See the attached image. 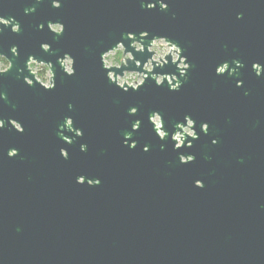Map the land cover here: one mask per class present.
<instances>
[{
    "label": "water",
    "instance_id": "water-1",
    "mask_svg": "<svg viewBox=\"0 0 264 264\" xmlns=\"http://www.w3.org/2000/svg\"><path fill=\"white\" fill-rule=\"evenodd\" d=\"M153 2L61 0L57 9L51 0H0V15L21 26L0 34V52L14 65L0 76V264H264V74L251 67L264 65V0H165L166 11L148 9ZM49 21L63 23L64 33L50 32ZM129 31L137 38L148 31L146 47L165 35L182 48L191 67L179 91L149 78L125 93L107 80L99 56L119 40L130 45ZM42 42L52 50L43 52ZM65 52L75 58L73 76L55 64ZM28 55L55 64L54 90L24 83ZM233 60L244 67L216 74L224 62L236 67ZM154 70L179 77L171 62ZM153 111L162 114L166 140L148 120ZM185 115L199 139L175 150L171 134ZM69 116L83 136L62 127ZM129 132L135 149L124 143ZM13 147L19 153L9 158ZM180 154L195 160L181 164ZM80 175L101 182L78 184Z\"/></svg>",
    "mask_w": 264,
    "mask_h": 264
},
{
    "label": "clouds",
    "instance_id": "clouds-1",
    "mask_svg": "<svg viewBox=\"0 0 264 264\" xmlns=\"http://www.w3.org/2000/svg\"><path fill=\"white\" fill-rule=\"evenodd\" d=\"M36 3H41V0H36ZM159 4L161 11H166L169 7L168 3L165 0H155L153 3H147L146 7L148 9L156 8ZM51 6L53 8H61V0H51ZM144 7L145 5H141ZM35 7L25 8V14L34 12ZM242 17V13L237 15V19ZM39 28L42 30L44 25H39ZM47 28L53 34L59 36L62 35L65 31V25L61 22H52L47 23ZM5 29H10L12 33H19L21 30L20 23L16 20L14 16L0 15V34H2ZM148 31H140L139 38H137L134 32L129 31L127 33V40L131 41L130 45H126L123 40H119L114 43V45L107 47L103 50L99 56L102 68L106 73L107 80L127 93L131 91H138L142 86L145 85L146 81L151 78L157 87H163L165 81L167 82L169 91H179L182 86V80L180 77H185L191 65L187 62V56L182 55V48L176 43L170 40L165 35L152 36L150 42L145 46L144 41L149 37ZM135 50L136 53L144 56V62L142 63L140 59H137L133 51L128 50V48ZM40 48L43 52H50L51 44L47 42H42ZM12 56H19L18 45H13L10 49ZM171 57V64L175 65L178 70L179 77L176 74L163 73L160 71H155L154 69L163 68L168 65L170 62L167 59ZM135 65L134 68L130 67V63ZM236 67H229L228 62H224L216 67L215 71L217 75H223L226 72L228 75H233L237 72L239 68L244 67L243 63L239 60H233L232 62ZM55 64H58L62 69L63 73L67 76L75 75V58L68 52H65L63 56H58L56 58ZM55 64L52 61H45L44 59L37 58L35 55H28L25 65L28 75L23 76L24 83L29 86H40L44 90H54L56 88V72ZM13 61L9 56L0 52V76L6 75L13 68ZM252 70L257 76L264 74V65L255 62L252 64ZM142 68V70H140ZM25 69H18V72H24ZM19 78V77H18ZM243 81L237 80L236 87H242ZM6 99V94L0 92V100ZM72 106L69 105V108ZM138 112L137 107H131L129 109L130 115H135ZM148 120L153 125L154 132L159 137L160 140H166L169 136V132L165 129L164 119L162 114L159 111H153L149 116ZM184 122L177 123L175 128L177 129L171 134V140L174 141V149L179 150L184 146L188 148L192 147V141L199 139L198 132L195 128L196 121L191 118L190 115H185L183 118ZM8 124L11 125L18 133L24 132V127L20 121L17 119L8 118ZM72 117H66L64 124L62 125L69 132H74L75 136H83V131L79 128L73 127ZM141 121L137 119L132 124V130L136 131L140 128ZM5 127V119H0V129ZM209 130V124L203 122L200 124V131L207 134ZM132 133L125 134L124 143L128 147L135 149L137 147V142L133 140L131 144L128 141L131 139ZM62 139L69 144L72 143V140L68 136H64L61 133ZM190 138V139H189ZM187 140V144H186ZM218 141L213 139L212 143L216 144ZM164 148V145L161 144V149ZM80 150L86 151L87 145L81 144ZM149 146L145 145L143 148L144 152H148ZM60 155L65 160L69 158V152L65 148H60ZM19 153V150L15 147L9 149L7 155L9 158L16 157ZM195 160V156L192 154H180L179 161L181 164H189ZM87 183L88 186H97L100 184V180L97 179H86L84 175L76 177V183L84 184ZM194 186L197 188H203V180L197 179L194 181Z\"/></svg>",
    "mask_w": 264,
    "mask_h": 264
}]
</instances>
